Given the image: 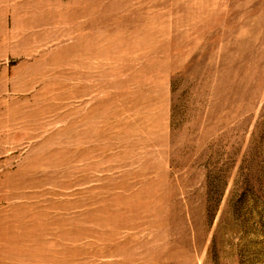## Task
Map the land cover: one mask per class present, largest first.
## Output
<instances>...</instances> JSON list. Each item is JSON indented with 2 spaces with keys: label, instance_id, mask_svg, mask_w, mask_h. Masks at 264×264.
<instances>
[{
  "label": "rangeland",
  "instance_id": "374dc122",
  "mask_svg": "<svg viewBox=\"0 0 264 264\" xmlns=\"http://www.w3.org/2000/svg\"><path fill=\"white\" fill-rule=\"evenodd\" d=\"M0 264H264V0H0Z\"/></svg>",
  "mask_w": 264,
  "mask_h": 264
}]
</instances>
